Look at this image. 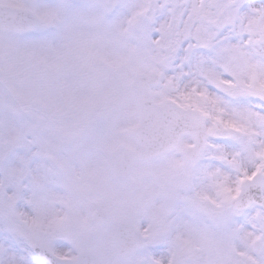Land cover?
Listing matches in <instances>:
<instances>
[{
	"label": "snow or ice",
	"instance_id": "obj_1",
	"mask_svg": "<svg viewBox=\"0 0 264 264\" xmlns=\"http://www.w3.org/2000/svg\"><path fill=\"white\" fill-rule=\"evenodd\" d=\"M0 264H264V0H0Z\"/></svg>",
	"mask_w": 264,
	"mask_h": 264
}]
</instances>
